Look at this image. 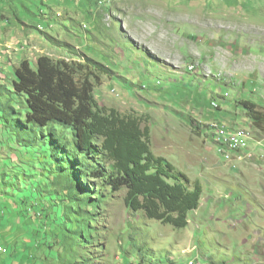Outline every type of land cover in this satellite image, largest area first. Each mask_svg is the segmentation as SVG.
I'll return each instance as SVG.
<instances>
[{
    "label": "rangeland",
    "instance_id": "obj_1",
    "mask_svg": "<svg viewBox=\"0 0 264 264\" xmlns=\"http://www.w3.org/2000/svg\"><path fill=\"white\" fill-rule=\"evenodd\" d=\"M40 57L78 67L101 107L142 118L153 154L202 199L176 229L128 210L125 190L80 180L103 202L82 208L88 240L66 248L59 225L27 219L32 199L49 196L34 192L41 147L1 125L0 264H264V0H0V85ZM215 126L246 132L249 150L226 162Z\"/></svg>",
    "mask_w": 264,
    "mask_h": 264
},
{
    "label": "trees",
    "instance_id": "obj_2",
    "mask_svg": "<svg viewBox=\"0 0 264 264\" xmlns=\"http://www.w3.org/2000/svg\"><path fill=\"white\" fill-rule=\"evenodd\" d=\"M77 68L49 57L38 58L36 68L24 60L14 70L10 86L0 85V126L29 137L25 143L41 147L33 151L34 161L44 159L40 161L44 182L34 192L39 195V189H46L49 196L32 199L27 219L56 223L69 234L64 233L66 248L73 249L78 241L88 240L91 229L82 208H99L103 202L100 193L93 198L88 190L80 191L79 181L95 179L114 193L125 190V204L131 212L176 229L186 228L190 214L200 207L201 185L189 189L187 176L153 154L151 132L143 127L142 118L101 107L94 84L87 76L78 80ZM14 101L17 109L11 106ZM244 107L258 124L260 115L249 103ZM68 134L70 142L65 141ZM17 181H21L19 176ZM24 200L20 201L28 202ZM7 210H1L0 217ZM68 221L78 224L79 230H68Z\"/></svg>",
    "mask_w": 264,
    "mask_h": 264
},
{
    "label": "built area",
    "instance_id": "obj_3",
    "mask_svg": "<svg viewBox=\"0 0 264 264\" xmlns=\"http://www.w3.org/2000/svg\"><path fill=\"white\" fill-rule=\"evenodd\" d=\"M213 130L214 138L219 144V154L226 162L232 161L249 150V139L246 132H229L223 126H215Z\"/></svg>",
    "mask_w": 264,
    "mask_h": 264
},
{
    "label": "crops",
    "instance_id": "obj_4",
    "mask_svg": "<svg viewBox=\"0 0 264 264\" xmlns=\"http://www.w3.org/2000/svg\"><path fill=\"white\" fill-rule=\"evenodd\" d=\"M8 264V263H7Z\"/></svg>",
    "mask_w": 264,
    "mask_h": 264
}]
</instances>
